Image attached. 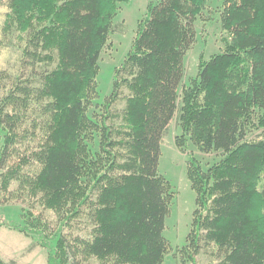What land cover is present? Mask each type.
<instances>
[{
	"label": "trees",
	"instance_id": "1",
	"mask_svg": "<svg viewBox=\"0 0 264 264\" xmlns=\"http://www.w3.org/2000/svg\"><path fill=\"white\" fill-rule=\"evenodd\" d=\"M129 1L10 0L4 31L26 35L40 59L56 53L58 65L37 82L16 79L0 103V195L30 206L23 223L0 215V228L37 237L32 249H46L48 264H70L75 246L34 210L69 212L68 220L88 211L94 229L82 240L86 256L164 264L169 184L158 169L163 138L178 117L202 153L226 155L207 172L189 167L198 206L190 249L214 245L223 254L217 264H264V0H225L224 50L200 61L199 80L181 95L207 0L150 4L124 66L131 78L121 122L103 123L104 156L91 164L84 135L96 125L87 114L99 98L100 57L119 5ZM115 87L104 104L108 117ZM251 128L261 133L248 139ZM4 159L12 162L5 171Z\"/></svg>",
	"mask_w": 264,
	"mask_h": 264
},
{
	"label": "rangeland",
	"instance_id": "2",
	"mask_svg": "<svg viewBox=\"0 0 264 264\" xmlns=\"http://www.w3.org/2000/svg\"><path fill=\"white\" fill-rule=\"evenodd\" d=\"M159 0H130L121 3L114 18L115 32L110 35L107 46L100 57V69L97 77L99 98L88 111V119L95 125V129L84 135L89 153V163H94L102 155V125L116 126L121 122L127 98L130 91L124 81L130 79L129 69H125L128 54L138 34L140 22L144 20L150 4ZM10 0H0V103L6 91L16 79L23 81L36 80L47 73H51L58 65L56 53H42L30 43V39L15 29L11 33L4 31L6 14L9 12ZM225 0H207L203 16L196 23L197 42L187 53L184 61L185 75L179 88V95L192 87L199 80L201 72L200 61H208L213 56L223 52L226 31L222 27V12ZM47 55V56H46ZM40 59V61H37ZM120 86L119 96L110 108L109 117L106 116L105 102L115 92V86ZM37 86V83H36ZM176 117L170 124L162 141V154L158 173L169 184L170 212L165 221L164 237L168 241L170 251L166 255L164 264H217L223 259L214 245L203 247L198 254L190 249L189 236L192 230L194 215L197 211V193L193 189L188 176L191 163H195L202 171L219 164L226 155L223 152L211 154L202 153L191 137L185 134L178 124ZM4 133V132H3ZM2 133L4 137L5 134ZM261 130L251 128L248 139L259 135ZM1 142V141H0ZM5 147L0 143V162L3 159ZM12 162L4 159L2 168L5 171ZM95 168L85 179L93 182ZM92 174V175H91ZM0 195V215L10 220L23 223V217L30 211L29 203L23 200H10ZM32 210V208H31ZM35 214L40 216L54 232L63 230L68 242L75 246L76 260L70 258V264H116L114 259L99 260L86 256L81 249L82 240H89L93 235L94 224L88 211L70 220L71 213H58L43 210L37 206ZM38 238L24 235L8 228H0V259L17 264H48V251L42 247L32 246ZM53 245H56L54 243ZM200 245H203L200 243Z\"/></svg>",
	"mask_w": 264,
	"mask_h": 264
}]
</instances>
